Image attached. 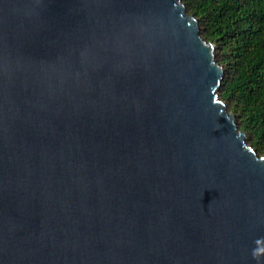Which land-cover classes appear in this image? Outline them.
Segmentation results:
<instances>
[{"label":"water","instance_id":"1","mask_svg":"<svg viewBox=\"0 0 264 264\" xmlns=\"http://www.w3.org/2000/svg\"><path fill=\"white\" fill-rule=\"evenodd\" d=\"M183 0H0V264H264V154Z\"/></svg>","mask_w":264,"mask_h":264},{"label":"trees","instance_id":"2","mask_svg":"<svg viewBox=\"0 0 264 264\" xmlns=\"http://www.w3.org/2000/svg\"><path fill=\"white\" fill-rule=\"evenodd\" d=\"M225 66L220 93L264 154V0H183Z\"/></svg>","mask_w":264,"mask_h":264},{"label":"rangeland","instance_id":"3","mask_svg":"<svg viewBox=\"0 0 264 264\" xmlns=\"http://www.w3.org/2000/svg\"><path fill=\"white\" fill-rule=\"evenodd\" d=\"M187 12L189 13V11L187 10Z\"/></svg>","mask_w":264,"mask_h":264}]
</instances>
